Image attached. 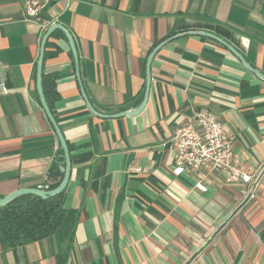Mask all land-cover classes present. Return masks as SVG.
<instances>
[{"label": "crops", "instance_id": "obj_1", "mask_svg": "<svg viewBox=\"0 0 264 264\" xmlns=\"http://www.w3.org/2000/svg\"><path fill=\"white\" fill-rule=\"evenodd\" d=\"M27 1L0 0L1 198L47 189L62 157L36 91L51 25L71 34L81 85L104 115L141 104L147 59L171 40L151 60L142 112L100 118L65 36L48 38L58 52L43 71L58 75L52 115L70 147L66 216L44 239L0 243V264H264V79L216 40L188 34L219 38L264 77V0H50L40 22L25 18ZM201 109L230 141L225 163L251 182L215 173L201 192L198 174L173 173L174 131Z\"/></svg>", "mask_w": 264, "mask_h": 264}, {"label": "built area", "instance_id": "obj_2", "mask_svg": "<svg viewBox=\"0 0 264 264\" xmlns=\"http://www.w3.org/2000/svg\"><path fill=\"white\" fill-rule=\"evenodd\" d=\"M50 0H28L24 9L27 20L40 22V16ZM175 152L173 173L179 176L191 171L200 176L195 188L206 191L203 179L215 173H222L227 182H251L252 176L236 167L227 165L231 155L230 141L223 126L213 113L206 109L197 111L193 117L178 126L171 138ZM135 172L140 169L136 168ZM254 196L250 194V198Z\"/></svg>", "mask_w": 264, "mask_h": 264}, {"label": "trees", "instance_id": "obj_3", "mask_svg": "<svg viewBox=\"0 0 264 264\" xmlns=\"http://www.w3.org/2000/svg\"><path fill=\"white\" fill-rule=\"evenodd\" d=\"M57 36L64 35L56 30L49 38ZM57 52V46L47 40L44 47V62ZM57 79V74L42 71V92L51 113L54 103L59 99L56 91ZM67 148L70 149L68 145ZM59 154L62 157L52 164L47 173V178L53 181L47 186V190L56 188L62 179L60 167L63 166L64 159L61 149ZM63 203L64 191L45 200L33 196H21L0 207V243L7 248H15L53 235L59 230L66 216Z\"/></svg>", "mask_w": 264, "mask_h": 264}, {"label": "water", "instance_id": "obj_4", "mask_svg": "<svg viewBox=\"0 0 264 264\" xmlns=\"http://www.w3.org/2000/svg\"><path fill=\"white\" fill-rule=\"evenodd\" d=\"M56 30L61 31L64 34V36L68 42L71 54L73 56L74 64L76 67V77H77V80H78V83L80 86L81 96H82L83 100L85 101L87 109L91 114H93L94 116L100 117V118H119V117H124V116L133 117V116H136L142 112V110L145 107L147 97H148V92H149V82H150V70H149V68H150L151 60H152L154 54L157 52V50L159 48H161L162 46H164L169 40H171V38H169V39L161 42L160 44H158L152 50L151 54L149 55V57L147 59V62H146V84H145V91H144V96H143V100H142L141 104L133 111H124V112H120V113L113 114V115H104V114L97 113L94 110V108L91 106L90 102L88 101L86 94L84 92V89L81 85L79 72H78L77 52H76L75 43H74V40H73L71 34L68 32V30L66 28H64L63 26H61L59 24L51 25L46 30L45 34L42 36L41 41H40L39 55H38V60H37V64H36V91H37V95L39 98L40 105H41L47 119L49 120L51 126L53 127V130H54L55 135L57 137L59 146H60L62 153H63L64 164L62 167H60V172L62 173L63 176H62V179H61L60 183L58 184V186L52 190H47V189L43 190L41 188L18 189L16 191L8 194L5 197H2V198L0 197V207H3L4 205L10 203L14 199L21 197V196H33V197H37V198H40L43 200L57 196L65 190V188L67 187L69 178H70V158H69V151L67 148V144H66V141H65V139L61 133V130L59 129L51 111L49 110V108L45 102L43 92H42V86H41V78H42L43 62H44V60H43L44 47H45L46 41L48 40L50 35ZM188 34L199 35V36H203V37H207V38H211L213 40H216L217 42H219L220 44L225 46L235 57H237L245 69L253 72L256 75H258L261 79H264L263 76H261L256 71H254L245 62V60L242 58V56L240 54H238L233 48H231V46L227 45L226 43L221 41L219 38H217V37H215L209 33H205V32H190ZM175 37H177V36H175Z\"/></svg>", "mask_w": 264, "mask_h": 264}]
</instances>
